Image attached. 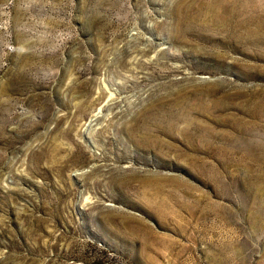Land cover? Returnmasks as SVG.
<instances>
[{
    "label": "rangeland",
    "instance_id": "374dc122",
    "mask_svg": "<svg viewBox=\"0 0 264 264\" xmlns=\"http://www.w3.org/2000/svg\"><path fill=\"white\" fill-rule=\"evenodd\" d=\"M207 1L0 0V264H264V9Z\"/></svg>",
    "mask_w": 264,
    "mask_h": 264
},
{
    "label": "bare ground",
    "instance_id": "6f19581e",
    "mask_svg": "<svg viewBox=\"0 0 264 264\" xmlns=\"http://www.w3.org/2000/svg\"><path fill=\"white\" fill-rule=\"evenodd\" d=\"M259 2H258L259 5H257L255 0H212L211 3L208 2L210 4L208 3L207 4L205 3L206 5L203 4L205 6V9L209 13L205 10L207 14L204 16V20H202V23L206 26L205 29L207 28L209 29V27L215 28L219 31L224 32L227 35L226 37L228 38V40L242 43L245 40V34L242 32V29H244L248 25V18L246 17L245 14L248 11H252V13L254 14V11H257L259 9H264V7L262 6L264 0H262L261 3ZM205 31L208 32V30ZM248 34H250V32ZM254 35H257L256 30L254 31Z\"/></svg>",
    "mask_w": 264,
    "mask_h": 264
}]
</instances>
